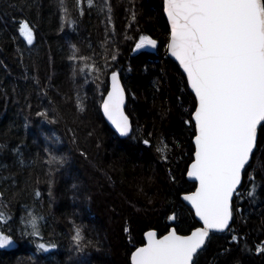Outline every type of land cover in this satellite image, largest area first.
I'll list each match as a JSON object with an SVG mask.
<instances>
[{
	"label": "trees",
	"instance_id": "16d2710c",
	"mask_svg": "<svg viewBox=\"0 0 264 264\" xmlns=\"http://www.w3.org/2000/svg\"><path fill=\"white\" fill-rule=\"evenodd\" d=\"M104 2L94 0L97 6L89 8L82 0L77 8L75 0H65L68 23L58 0H0V210L10 217L4 227L13 236L12 247L0 249V264H128L148 227L167 231L171 225L188 234L197 226L179 200L194 187L184 180L192 150V128L185 121L193 98L166 57L162 0H107L110 22L108 9L99 10ZM20 20L34 29L32 45L19 33ZM140 35L157 39L156 52L134 50ZM72 45L78 56L92 58L87 63L107 71V84L113 71L119 73L132 122L126 139L103 124L96 108L103 88L95 97L88 87L99 91L101 79L87 68L80 72L83 64L69 59ZM83 82L91 94L86 107L77 99ZM38 112H46L47 119ZM51 156L64 163L49 165ZM249 174L257 185L254 198L246 194ZM238 192L230 226L235 232L212 234L201 264H264V254L255 252L264 242L262 127ZM29 211L43 217V241L55 248L37 251L40 241L22 234L31 231L25 227ZM173 213L175 222L168 219ZM73 224L83 226L94 246L75 250ZM231 234L238 244L231 243ZM245 240L251 251L242 250ZM222 246L231 251L218 256Z\"/></svg>",
	"mask_w": 264,
	"mask_h": 264
},
{
	"label": "snow or ice",
	"instance_id": "6c2138e0",
	"mask_svg": "<svg viewBox=\"0 0 264 264\" xmlns=\"http://www.w3.org/2000/svg\"><path fill=\"white\" fill-rule=\"evenodd\" d=\"M86 2L89 8L97 6L94 0ZM75 3L80 8L82 0ZM58 4L61 19L71 23L65 0H58ZM105 7L110 22L111 6L107 0L99 10L103 12ZM163 12L171 29L167 51L179 62L187 77L186 86L194 94L192 111L185 121L192 128L194 145L186 171L187 177L197 184L195 191L184 194L182 200L191 205L202 226L196 227L190 235L179 234L175 227L166 235L147 231L146 243L131 252L130 264H201L200 257L207 251L212 234L235 232L230 227L233 197L240 195L242 175L257 147L258 126L264 128V0H163ZM80 14L83 15L82 10ZM18 30L27 44L32 45L33 27L26 20H20ZM146 47L155 49L157 41L140 35L134 50ZM78 52L72 45L69 59L83 64L79 69L81 73L87 68L89 75L96 72L94 79H99L101 70L94 63H87L92 58L78 56ZM116 58L115 54L111 56L113 61ZM110 78L111 89L102 103L103 114L120 136H128L131 125L123 110L125 89L117 72L113 71ZM77 107L83 110L79 104ZM47 115L37 113L44 119ZM143 142L149 144L148 140ZM3 147L0 145V149ZM20 163L22 165L23 161ZM47 163L62 165L64 159L51 156ZM248 180L251 190L246 194L254 198L255 177L249 174ZM35 196L39 197L40 193L36 191ZM27 217L25 227H30L31 231L22 234L40 241L36 244L37 251L48 252L55 248L54 243L43 241L39 226L43 217L31 211ZM9 219L0 210V249L13 244L10 229L6 231L4 227ZM168 219L175 222L177 216L173 213ZM24 222L25 218L21 217V223ZM72 231L71 241L77 252L94 246L93 241L86 239L83 226L73 224ZM129 231L124 228L125 233ZM230 241L239 243L236 234H231ZM222 248L218 256L231 251L230 247ZM242 250L251 251L246 240ZM255 252L264 254V242L255 247ZM233 264L239 261L234 260Z\"/></svg>",
	"mask_w": 264,
	"mask_h": 264
},
{
	"label": "water",
	"instance_id": "95a60500",
	"mask_svg": "<svg viewBox=\"0 0 264 264\" xmlns=\"http://www.w3.org/2000/svg\"><path fill=\"white\" fill-rule=\"evenodd\" d=\"M161 11H162V16H163V18H164V20H165V23H166V25H167V28H168V32H169L168 40H169L171 29H170V25L167 23V17H166V15H165V13L163 12V0H162V10H161ZM167 43H168V42H167ZM148 48H149L150 51L154 50V49L151 48V47H148ZM166 57H167L168 60H170V61H171V62H172L177 68H178V70L180 71V73H181L182 76L184 77V80H185V83H186V81H187L186 74H184V73H183V69L180 68V66H179V62L176 61L175 58L172 57V56L168 53V51H167V44H166ZM117 74H118L119 79H120V84H121V86L123 87V83H122V81H121L120 75H119L118 72H117ZM110 77H111V74H110L109 77H108L107 91L111 89V78H110ZM186 87H187V86H186ZM123 88H124V87H123ZM187 90L189 91L190 95H191L192 98L194 99V94H191V90H190L189 88H187ZM107 91H106L105 95L103 96V98H102V100H101V103H100V106H99V113H100V116H101L102 120L104 121L106 127H107V128H108V129H109V130H110V131H111V132H112V133H113V134H114L119 140L126 139L127 137L130 136V134H131V132H132V122H131V118H130V117L128 116V114L126 113V105H127V94H126V91H125V101H124V105H123V110H124L125 115L128 116V118H129V123H130V125H131V132L129 133L128 136H120L119 133L116 132V130H115L114 126L111 124V122L108 121V119H107V118L104 116V114H103L102 103H103V100L107 97ZM259 129H260V126H258V132H259ZM192 139H193V137H192ZM257 140H258V137H257ZM191 144H192V141H191ZM193 147H194V145L192 144V150H193ZM254 152H255V149H254ZM251 158H252V157H251ZM250 161H251V159H250ZM250 161H249V163H250ZM190 162H191V161H190ZM190 162H189V164L187 165L186 170H187V168L190 166ZM246 167H247V165H246ZM184 179H185V181L188 182V183H193L194 186H196V184H197V182H195L194 180H190V179L187 177V171H185ZM242 180H243V175H242ZM241 184H242V183H241ZM240 186H241V185H240ZM240 186H239V189H240ZM239 189H238V190H239ZM193 191H195V187H194ZM188 193H190V192H188ZM188 193H183V194H181L180 197H179V200H180L181 203H182L185 207H187V208L190 210V212L192 213L193 219H194V221L197 223V226H196V227H200V226H202V224L198 221V218L195 217V213H194V210L191 209V205H189L186 201H183V200H182V196H183L184 194H188ZM234 197H235V196H234ZM234 197H233V199H234ZM232 221H233V220H232ZM231 225H232V222H231L230 226H231ZM172 227H174V226H170V227L168 228L167 231H170ZM196 227H195V228H196ZM195 228L192 229L191 231L195 230ZM147 231H155V230H146V231L143 232V234H142L143 244H142L141 246H143V245L146 243V239H145V235H144V234H145ZM167 231H166L165 233L161 234V235H166V234H167ZM191 231L188 233V235L191 234ZM157 233H158V232H157ZM214 234H223V233H214ZM158 235H159V234H158ZM141 246H139V247H141ZM133 251H134V250H133ZM130 256H131V254H130ZM130 256H129V264H130Z\"/></svg>",
	"mask_w": 264,
	"mask_h": 264
},
{
	"label": "rangeland",
	"instance_id": "374dc122",
	"mask_svg": "<svg viewBox=\"0 0 264 264\" xmlns=\"http://www.w3.org/2000/svg\"><path fill=\"white\" fill-rule=\"evenodd\" d=\"M150 37V36H149ZM150 38H152V39H155L156 41H157V39L156 38H153V36L152 37H150ZM157 48H158V42H157V47L154 49V50H152V51H150L149 50V48L148 47H146V48H143V50H145V51H147V52H156V50H157ZM164 48H166V46L164 47ZM175 66V65H174ZM176 67V66H175ZM177 68V67H176ZM178 69V68H177ZM101 71H100V74H99V78L101 79V83H97L100 87V90L99 91H97V89H96V87H92V85H88V87L90 88V90H91V92H93L94 94H95V97H97V94H99L100 92H101V90H102V88H103V93H102V98H103V96L105 95V93H106V91H107V82L105 81V78H106V75H107V71L106 70H104V69H100ZM179 71V70H178ZM103 78V79H102ZM86 85H87V83H85V82H83L82 84H81V91H82V94H79V98L80 99H82L83 100V104H84V106L86 107V103H88V101L90 100L89 99V96H91V94H88V93H86V90H87V88H86ZM102 98H98V101L96 102V108H97V110H98V112H99V106H100V103H101V100H102ZM99 115H100V113H99ZM100 118H101V116H100ZM101 120H102V118H101ZM102 122H103V124L105 125V123H104V121L102 120ZM192 151L193 150H191L190 151V155L192 154ZM191 161V160H190ZM184 174H185V172H184ZM185 180V179H184ZM190 184H193V183H190ZM194 185V184H193ZM195 187V186H194ZM194 187H193V189H194ZM193 191V190H192ZM191 192V191H190ZM188 193V192H187ZM183 194V193H182ZM237 197V196H236ZM115 211H116V209H114ZM239 212V211H238ZM172 222V221H171ZM171 226V225H170ZM146 230H155V231H157L158 232V234L159 235H161V234H163V233H165L166 232V230L165 231H160L158 228L156 229V228H147V229H145V230H143L142 231V234H143V232L144 231H146ZM142 242H139V244L137 245V247H139V246H141L142 244H143V239L141 240ZM12 247V245L11 246H9L8 248H6V249H10ZM133 250H135V249H133ZM132 250V251H133ZM131 254V253H130ZM130 254H129V256H130ZM129 256H128V264H129Z\"/></svg>",
	"mask_w": 264,
	"mask_h": 264
}]
</instances>
